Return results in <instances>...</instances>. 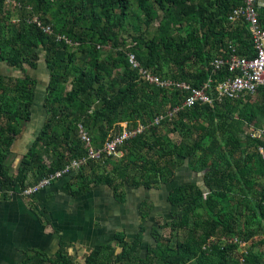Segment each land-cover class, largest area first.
Returning <instances> with one entry per match:
<instances>
[{
  "label": "trees",
  "instance_id": "1",
  "mask_svg": "<svg viewBox=\"0 0 264 264\" xmlns=\"http://www.w3.org/2000/svg\"><path fill=\"white\" fill-rule=\"evenodd\" d=\"M240 4L241 0H0V58L24 74L0 70V197L10 199L15 193L33 199L37 193L24 196L26 187L87 155L80 125L92 137V145L101 148L123 122L131 127L149 124L188 96L186 91L146 82L130 63L131 54L141 67L163 79L194 87L210 77L213 85L225 79L228 70L213 73L211 61L225 55L229 44L237 45L240 54L254 55L248 23L229 20ZM10 6L19 8L17 22L11 19ZM35 16L52 31L32 21ZM41 65L49 72L43 100L46 117L15 174L9 158L32 120L37 100L38 79L30 69ZM165 66L175 70L166 71ZM260 95L258 101L243 94L186 107L129 139L120 147V157L89 159L73 176V195L103 184L119 202L126 199V186L151 189L175 183L167 195L173 218L158 225L178 231L175 246H163L169 239L157 226L151 231L155 243L145 242L155 204L144 199L139 206L141 224L133 236L116 231L114 241L92 247L81 261L62 247L54 253L35 247L18 264H190L193 258L194 264H264V158L258 152L264 141L245 134L244 128L264 124V87ZM165 125L167 134L178 132L180 139L161 134ZM100 163L111 169L98 172ZM186 164L189 170L205 171L202 183L179 181L178 171ZM33 209L44 215L39 206ZM230 209L246 216L237 231L235 218L225 219Z\"/></svg>",
  "mask_w": 264,
  "mask_h": 264
},
{
  "label": "crops",
  "instance_id": "2",
  "mask_svg": "<svg viewBox=\"0 0 264 264\" xmlns=\"http://www.w3.org/2000/svg\"><path fill=\"white\" fill-rule=\"evenodd\" d=\"M257 5L260 22L264 25V0H257ZM260 89L262 87L251 94L252 100L260 99ZM253 127L263 128L264 124L245 126L247 134L251 135ZM68 181L74 182L72 186L66 187ZM68 181L52 183L33 199L19 194H13L10 199L0 197V264L20 263L27 257L30 248L37 247V243L38 248L51 246L56 243V239H59V245L65 241L73 244L78 242L80 245L96 241L101 245L114 241L116 231L126 230L130 235L136 233L139 228L136 227V219L140 201L149 197H141L138 192L140 187L127 186L130 190L126 187V199L119 202L112 189L103 184L94 186L88 193L75 196L72 190L77 187L76 180L69 178ZM36 205L45 210L42 217L33 209Z\"/></svg>",
  "mask_w": 264,
  "mask_h": 264
},
{
  "label": "built area",
  "instance_id": "3",
  "mask_svg": "<svg viewBox=\"0 0 264 264\" xmlns=\"http://www.w3.org/2000/svg\"><path fill=\"white\" fill-rule=\"evenodd\" d=\"M34 22L43 27L46 32H51L50 25L44 26L35 17ZM229 20L235 22H246L252 39L254 55H241L234 44H229L225 55L216 56L211 61L213 73H218L224 68L228 70L225 79L213 85V77H210L199 87H194L186 81L174 80L171 78L163 79L159 75L153 74L148 69L140 66L133 54L130 55V63L139 69L142 79L150 84H155L162 88H175L188 93V96L175 106H169L164 112L159 114L154 122L149 124H139L136 127L122 123V130L107 140L103 147L95 148L92 146V137L80 125V137L88 148L87 155L82 158H75L68 162L63 169L58 170L39 182L26 187L23 190L24 196L38 193L52 182L66 176H71L87 162L89 159H101L104 155H119L120 147L129 139L143 134L150 125L159 124L166 118L172 119L186 108L198 103L213 104L215 101H222L224 98H238L245 93L254 94L259 88L264 87V25L259 18V7L257 0H241V4L235 7L229 14ZM254 139L264 141V127L251 130ZM258 152L264 158V143L258 146ZM15 194V193H13Z\"/></svg>",
  "mask_w": 264,
  "mask_h": 264
},
{
  "label": "rangeland",
  "instance_id": "4",
  "mask_svg": "<svg viewBox=\"0 0 264 264\" xmlns=\"http://www.w3.org/2000/svg\"><path fill=\"white\" fill-rule=\"evenodd\" d=\"M10 8L13 11V16L11 19H13V22H15V21L17 22L19 20V17H18L19 8L14 7V6H10ZM213 54H215V53L213 52ZM165 69H166V71L168 70L169 72H173L175 70L174 67H171V66H165ZM191 69H194V67L192 66ZM0 70L3 73L11 74L13 76H17V75L23 76L24 75L23 72L19 71L18 69L14 68L12 66H9L1 58H0ZM30 73L34 78L38 79L37 100H36V102H34V105H33V119L29 122V124L25 128V132L23 134V137L20 140H17V142L18 141H20V142L17 144L16 147H13V149H14L13 152L14 151L15 152H14V154L11 155L10 159H12L11 160L12 166H13L12 170L14 173H16V171H17L16 167H17V164L19 163L21 155H23L24 153L27 152L29 146L31 145L30 144L31 141L36 136V133L38 132V130L42 127V123L46 117L45 108L43 106V102H44L43 100L45 98V93H46L45 87L48 83L49 72L44 65H41L40 67H38L36 69H30ZM166 106L167 105H165L163 108H165ZM168 127H169V125H165V126L160 127L161 134L165 135L166 137L169 136L175 140H179L181 136L178 132H171L170 134H167ZM121 130H122L121 128H117L115 131L112 132V136L119 133ZM196 134H197V132H195V136H196ZM245 134H247L246 131H245ZM13 158H14V160H13ZM116 158H113V160ZM98 165L99 166L96 167V170L98 172L99 171L100 172L105 171V169L106 170L111 169V165L108 163H105V164L100 163ZM185 166H187V164L184 165V167H181L178 171L179 181L181 180L182 182H198V183L203 182L202 176L204 174H202V173L200 174L199 172L189 170ZM92 170L93 169L91 167L88 168V173L91 172ZM254 178L259 183L263 182L262 177H254ZM173 184H175V183L158 184L157 186H155L154 188H151V189H146L144 187L138 188V192L140 193L141 197H145L148 195L149 196L148 199L150 198L149 200H151L155 204V207H154L155 209H153V211L151 212L149 221L146 223L147 230L145 232V235H146L145 236L146 237L145 242H147V238H148L149 242L155 243L153 233L151 231H152V227L154 228L155 226H157L159 228V231L167 239H169L167 241L164 240L163 246L166 247L168 244L171 246H175V240H176V235L178 234V231L176 229H172L171 227H159L158 226V225L165 224L166 221L172 220V218H173V216H172V208L173 207L166 200V195L169 192V190L171 189V187L173 186ZM127 189L130 190V188H128V187H127ZM124 191L126 192V189ZM137 202H139V200ZM30 208H32V207H30ZM242 208L246 211V213L247 212L249 213L246 205H244ZM230 212L231 213H229V214L227 213L225 215V219L235 218L234 221H235V227H236V231H237L238 228L240 227V224H243L246 216L234 214L232 209H230ZM40 217H42V216H40ZM140 218H141V215L139 212L138 217L136 219V227L137 228L141 224ZM137 231H136V233H137ZM133 235H130V236H133ZM244 245H246V244H244ZM38 246H39V243H37V248H38ZM60 247H62L64 249V251L67 253V255L70 256L72 259H74L75 261H81L83 259V256L85 253L90 251V249L92 247L99 248L100 244H99V242L96 243V241H94L93 243L85 242L84 245H82V244L80 245V243H78V242L73 244L70 241H68V242L65 241L59 245V239H56L55 244H53L51 246L50 245H44L40 249H42V250L45 249L47 251L54 253ZM30 249H32V248H30ZM195 260H196V258H193V261L190 260V264H194Z\"/></svg>",
  "mask_w": 264,
  "mask_h": 264
},
{
  "label": "clouds",
  "instance_id": "5",
  "mask_svg": "<svg viewBox=\"0 0 264 264\" xmlns=\"http://www.w3.org/2000/svg\"><path fill=\"white\" fill-rule=\"evenodd\" d=\"M35 17H37V16H35ZM35 17H33V19H34ZM37 18H38V17H37ZM33 19H32V21H34ZM38 19H39V18H38ZM92 146H93V145H92ZM93 147H94V146H93ZM120 151H121V150H120ZM87 152H88V151H87ZM121 155H122V152H120L119 155H113V156H115V157H120ZM85 156H86V155H85ZM97 160H99V159H97ZM85 164H86V163H85ZM85 164H84V165H85ZM78 171H79V170H78ZM78 171H77V172H78ZM76 174H77V173H76ZM76 174L71 175V176L63 177V178L58 179V180H56V181H59V180H67V181H68L69 178H73V176H75ZM56 181H55V182H56Z\"/></svg>",
  "mask_w": 264,
  "mask_h": 264
},
{
  "label": "water",
  "instance_id": "6",
  "mask_svg": "<svg viewBox=\"0 0 264 264\" xmlns=\"http://www.w3.org/2000/svg\"><path fill=\"white\" fill-rule=\"evenodd\" d=\"M203 173V172H202Z\"/></svg>",
  "mask_w": 264,
  "mask_h": 264
}]
</instances>
